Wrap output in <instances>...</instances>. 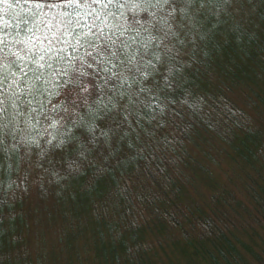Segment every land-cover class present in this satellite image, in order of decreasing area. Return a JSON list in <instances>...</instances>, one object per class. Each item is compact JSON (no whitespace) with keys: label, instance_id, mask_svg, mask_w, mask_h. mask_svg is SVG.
Returning <instances> with one entry per match:
<instances>
[{"label":"trees","instance_id":"1","mask_svg":"<svg viewBox=\"0 0 264 264\" xmlns=\"http://www.w3.org/2000/svg\"><path fill=\"white\" fill-rule=\"evenodd\" d=\"M181 2L135 111L101 92L84 143L0 161V264H264V0Z\"/></svg>","mask_w":264,"mask_h":264},{"label":"clouds","instance_id":"2","mask_svg":"<svg viewBox=\"0 0 264 264\" xmlns=\"http://www.w3.org/2000/svg\"><path fill=\"white\" fill-rule=\"evenodd\" d=\"M187 7L181 0H0L11 20L0 23V161L84 143L91 126L77 130L80 110L101 92L117 97L110 121L121 106L135 111L129 99L148 62L179 51L172 38Z\"/></svg>","mask_w":264,"mask_h":264}]
</instances>
